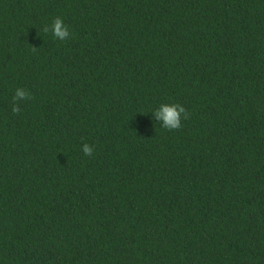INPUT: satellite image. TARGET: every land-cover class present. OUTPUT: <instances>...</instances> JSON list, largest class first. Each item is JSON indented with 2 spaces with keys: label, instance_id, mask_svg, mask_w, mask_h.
Wrapping results in <instances>:
<instances>
[{
  "label": "trees",
  "instance_id": "obj_1",
  "mask_svg": "<svg viewBox=\"0 0 264 264\" xmlns=\"http://www.w3.org/2000/svg\"><path fill=\"white\" fill-rule=\"evenodd\" d=\"M0 264H264V0H0Z\"/></svg>",
  "mask_w": 264,
  "mask_h": 264
},
{
  "label": "clouds",
  "instance_id": "obj_2",
  "mask_svg": "<svg viewBox=\"0 0 264 264\" xmlns=\"http://www.w3.org/2000/svg\"><path fill=\"white\" fill-rule=\"evenodd\" d=\"M43 31L45 33L51 31L54 38L60 41H64L70 36L68 27L64 24L63 20L60 17H56L54 19L51 28L45 26ZM22 99H31V94L24 89L18 88L13 96L12 112L14 114H19L20 108L16 105ZM155 115L158 120H161L163 122L162 128L168 131L178 130L182 127L181 116H183L184 119L189 118V113L187 112V110L179 104L161 105L160 109L155 111ZM82 150L85 155L91 156L94 149L88 144H84Z\"/></svg>",
  "mask_w": 264,
  "mask_h": 264
}]
</instances>
